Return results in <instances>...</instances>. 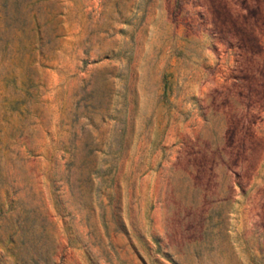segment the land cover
Returning a JSON list of instances; mask_svg holds the SVG:
<instances>
[{
	"label": "rangeland",
	"instance_id": "374dc122",
	"mask_svg": "<svg viewBox=\"0 0 264 264\" xmlns=\"http://www.w3.org/2000/svg\"><path fill=\"white\" fill-rule=\"evenodd\" d=\"M0 264H264V0H0Z\"/></svg>",
	"mask_w": 264,
	"mask_h": 264
}]
</instances>
